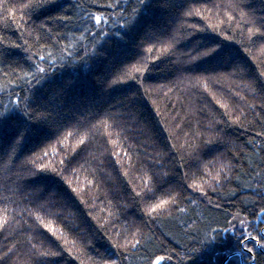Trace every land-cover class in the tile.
Here are the masks:
<instances>
[{
    "label": "trees",
    "instance_id": "1",
    "mask_svg": "<svg viewBox=\"0 0 264 264\" xmlns=\"http://www.w3.org/2000/svg\"><path fill=\"white\" fill-rule=\"evenodd\" d=\"M27 2L0 0L11 9L9 14L0 7V39L21 45L20 49L8 50L11 56L0 57V111L7 108L12 115L0 131V215L7 209L8 216L15 220L12 229L0 232V254L15 245V255L8 264H38V257L27 243L34 231L27 230L32 221L21 212L32 208L40 194L27 186L19 173L32 150L38 152L39 148L32 140H26L15 152L10 147L15 132L23 131L19 112L24 109L33 112L47 108L52 113L48 120L50 138L41 147L47 145L50 154L53 147L59 151L58 156H50L54 166L65 156L57 144L62 125L71 128L77 121L99 124L111 116V127L93 130L91 155L85 153L62 171L67 181L81 190L79 195L71 193L59 176L49 174L54 183L46 200L39 201H52L58 206L48 211L62 216L59 221L46 217V222L52 220L58 229H63V238L57 241L62 245L61 264H149L156 254L171 255L170 264H190L191 249L197 241H204L213 228L234 225L239 234L241 224L233 219L234 213L240 212L249 230L264 227V220L259 219L260 205L254 203L252 195L264 177V92L258 85L249 87L252 77L264 82V77H259V71L264 70V53L259 42L253 45L249 41L244 22L248 17H264V0H236L239 8L229 7L232 0H170L175 8L153 9L145 24L157 35L166 32L160 36L162 41L173 36L178 41L175 55L160 60L145 52L139 40L128 37L121 40L110 35L101 37L100 43L79 39L82 18L88 12L108 16L104 30L114 32L120 10H130L136 0H120V7L112 9L101 7L109 0H62V12L54 11L52 4L23 8ZM188 9L200 15L186 16ZM229 14L235 19L229 21ZM57 15L70 19H52ZM42 23L52 29L51 39L40 30ZM209 23L215 31L196 32L189 27L194 24L196 28H206ZM226 35L228 40H224ZM196 36H214L229 46L231 55L224 63L213 66L214 70L183 71L190 66L185 55L189 49L184 44ZM65 44L71 46L72 57L61 53ZM85 46L88 55L83 52ZM33 53L45 57L52 53L50 60L55 65L49 60L39 61ZM29 56L49 70V78L40 86L4 75L14 68L17 73L20 67L27 69L32 63ZM141 62L147 63V70L137 73L134 67ZM113 72H130L136 79L129 78L110 90L103 87V81ZM9 79L13 83H8ZM16 93L27 97L19 108L12 103ZM213 97L228 106L227 115H221L225 110ZM108 133L119 147H105ZM113 147L117 153H128V157H116L121 160L119 165L108 157ZM226 165H231V170ZM218 173L219 181L213 179ZM146 174L154 176L151 183ZM225 175L230 179H224ZM237 183L241 185L239 190ZM190 185L199 187L193 190ZM137 192L141 195L137 196ZM170 197L175 203L166 206L165 212L148 214L149 204ZM227 220L232 225L226 224ZM40 239L32 241L37 248L41 247ZM134 239L140 240L135 247ZM44 244L47 246V241ZM227 246H231V240L202 251L197 264H222V257L212 249ZM255 251L256 264H264L260 249Z\"/></svg>",
    "mask_w": 264,
    "mask_h": 264
},
{
    "label": "snow or ice",
    "instance_id": "2",
    "mask_svg": "<svg viewBox=\"0 0 264 264\" xmlns=\"http://www.w3.org/2000/svg\"><path fill=\"white\" fill-rule=\"evenodd\" d=\"M92 2L96 3V0H92ZM46 4H52L53 10L57 12L65 10V4L62 0H28V2L22 7L31 9L43 7ZM0 7H4V5L0 4ZM101 7L108 9L119 8L120 0H115V2H111V0H109L108 3L101 5ZM175 7L176 5L171 4L170 0H136V6H133L130 10H120V14L116 22L113 24V27L116 29L114 32H106L104 30L103 26L107 25L109 21L108 16L103 13L98 14L97 12L90 11L82 18L84 26L79 39L82 41L86 38H90L94 42L100 43L102 42L100 39L101 37L107 38L110 35L116 36L121 40L128 37L130 40H139V46L142 47L145 52L150 54L154 60H160L162 57L170 58L175 55V49L178 43L176 37L173 36L166 42L162 41L160 36L167 35V33L161 31L160 34L157 35L152 27L145 24V19L150 13H153V9L155 8L168 9ZM229 7L239 8L240 5L236 2V0H232ZM4 11L11 14V9L8 7H4ZM184 14L186 16L200 15L199 11H194L192 9H188ZM244 16H247V14L245 13ZM201 18L210 19V17ZM52 19L63 21L70 19V17L67 15H57L52 17ZM234 19L235 17L229 14L228 20L232 21ZM244 22L246 24L249 41L253 45H256V43L259 42L260 51L264 53V17H261L259 20L255 17H248ZM220 23H223V21ZM39 27L41 31L47 32L49 34V39H51V36L54 34L52 29L46 27L43 23L40 24ZM93 27L97 30L93 31ZM189 27L194 28L196 32H205L207 30L215 31V28L211 23H209L206 28H196L194 24ZM216 35L218 36L219 32H217ZM228 39L229 37L227 35L224 36V40ZM25 43L27 42L25 41ZM184 47L189 49V51L185 52V55L188 58L187 64L190 66L183 68V71L192 72L198 69H203L204 71H208L209 69L214 70L213 66L224 63L225 58L231 55L229 46L216 39L214 36H196L195 39L188 40L187 43L184 44ZM11 48L20 49L21 45L6 43L3 39H0V57L11 56V53L8 51ZM92 51L95 52V49ZM157 51L160 55H155ZM83 52L85 55H88V48L86 46L84 47ZM61 53H66L68 57L73 56L71 46L67 44H65L61 49ZM33 55L37 56L39 61L43 62L49 60L52 65H55V61L50 60L52 53H48V57L39 55V53H33ZM27 59L32 61L31 56ZM15 63L17 67H19V61H16ZM262 63H264V61H262ZM61 66L63 67V65ZM33 68L34 71L32 70ZM146 70V62H141L139 66L134 67V71L137 73L144 72ZM4 75L15 76L16 81L24 80L26 83L33 84V86L36 87L40 86L42 81L47 80L50 74L49 70L41 66L40 63L32 61L27 69L20 67L19 73H17L14 68L11 73L5 72ZM259 77H264V70L259 71ZM129 78L136 79L135 77H131L130 72H124L121 75H116V73L113 72L111 76L103 81V87L115 90L117 85L124 84ZM251 81L252 83L249 87L258 85L261 91L264 92V82L260 81L256 77H252ZM8 83H13V80L9 79ZM16 86L19 87V84ZM0 91H3V87H0ZM29 91H31V89H29ZM205 91H207V88H205ZM26 99L27 97L21 98L19 94L16 93L15 99L12 103L16 104L17 108H19L22 100ZM213 99L216 100V103L221 109L225 110L221 115H227L228 106L225 103H221L220 100L216 99V97H213ZM45 113H48V115H45ZM51 115L52 113L49 112L47 108H44L43 111L37 110L28 112L27 109H24L19 112V121L23 127V131L17 130L12 137L10 144L13 152L16 151L18 146L23 145L26 140H32L36 144L37 148H39L38 152L36 149L32 150L21 173H19L21 179L27 182V186L31 187L35 192L40 194L36 198V202L32 204V208H25L21 212V216L26 214L32 221V223L28 224L27 230L33 231L34 229V231L27 243L31 246L30 250L32 251V254L38 257V264H61V260L59 258L62 256V245L58 244L57 241L63 238V229H58L52 220H47L46 222V217H53L57 221L62 220L60 213L48 211L49 208L56 207L58 205L53 204L52 201H47L46 203L39 202L46 200L47 194L51 190V184L54 183V181L50 179L49 174L59 176L65 183L68 184L71 193L79 195L81 190L77 187H73L72 184L62 175V171L63 169L77 163L79 158L84 156L85 153L91 155L89 148L94 139V129L98 130L101 127L106 126L111 127V125H109V120L111 119L110 115L101 119L99 124L92 121H87V123L77 121V123L71 128L62 125L61 128L58 129L59 137L57 139V144L60 146V151L65 153V156L56 161V165L54 166L53 160L50 156H58L59 151L53 147L50 154L47 150V145L41 147V144L50 138V134L48 132V120ZM10 119H12L10 110L5 108L4 111H0V131L3 130L5 123ZM237 119H239V117H237ZM110 137L111 133H108V136L104 140L105 147L107 148L109 145L119 147L117 142L110 139ZM107 154L114 165H119L121 163V160L116 158L121 154L124 157H128L127 152L117 153L115 147L111 148ZM103 163L104 161L100 159L99 164L103 165ZM225 167L231 170V165H226ZM125 175H127V173H125ZM246 175L248 174L246 173ZM146 178L148 183H151L154 180V176L152 175L146 174ZM213 179L219 181V173L214 176ZM224 179L228 180L230 177L225 175ZM257 184L258 187L252 190V195L256 198L254 203H258L260 205L259 219L264 220V177H262ZM190 187H192L193 190H196L199 185H190ZM240 188L241 185L237 183L236 189L239 190ZM248 188L251 189L252 186L249 184ZM236 194L237 191L234 190V195ZM63 195L67 198H71L69 193H64ZM136 195L140 196L141 193L137 192ZM53 199L55 200L57 198L53 197ZM148 199H154V197L148 196ZM173 203H175V199L170 197L169 199H163L154 205L149 204L148 214L163 213L167 210L166 206ZM180 211H183V209H180ZM233 219L238 220L241 224L239 234H237L235 226L232 225L231 220H227L226 224L232 225V227L213 228L204 241H197V246L191 249V253L188 255V261L190 264H197L202 251H208L211 249V246L220 243L227 244L229 240H231V246L218 250L212 249L215 251V255L217 257H222V264H249V261H251L252 264H256L258 254L255 251V248H259V255L264 256V227L254 228L251 230L244 227L245 220L240 219V212L234 213ZM14 223V218H10L7 214V209H4L3 214L0 215V232L12 229ZM65 227H68V225H65ZM36 238H42L39 240L41 245L40 248H37L36 243L32 242ZM44 241H47V246H45ZM139 244L140 240L134 239L132 246L135 247ZM251 245H254L255 247ZM12 255H15V245L7 248L6 251L0 254V264H8ZM171 260V255L156 254L149 259V264H165L166 261L170 264ZM180 260L183 261L184 257H180Z\"/></svg>",
    "mask_w": 264,
    "mask_h": 264
}]
</instances>
